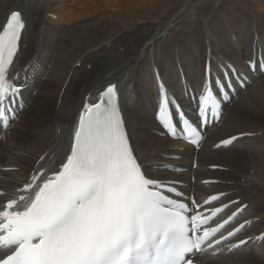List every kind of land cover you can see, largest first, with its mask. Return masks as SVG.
Masks as SVG:
<instances>
[{"label": "bare ground", "instance_id": "bare-ground-1", "mask_svg": "<svg viewBox=\"0 0 264 264\" xmlns=\"http://www.w3.org/2000/svg\"><path fill=\"white\" fill-rule=\"evenodd\" d=\"M212 1L218 6L208 15L205 0H181L184 10L167 23L176 6L171 0H0V25L14 10L26 22L16 60L22 89L16 120L0 129V145L6 140L15 160L7 157V148L0 149V188L12 192L36 158L58 146V129L66 140L85 97L115 83L126 129L148 175L179 181L178 190L199 202L225 193L214 204L247 205L228 229L245 220L251 224L230 243L264 234V0ZM209 65L213 87L227 73L233 94L227 90L220 121L204 129L196 151L168 138L155 122L156 77L190 112ZM188 115L196 122L194 111ZM241 132L253 135L215 147ZM198 261L264 264V242L249 241L232 252L224 248Z\"/></svg>", "mask_w": 264, "mask_h": 264}, {"label": "snow or ice", "instance_id": "snow-or-ice-1", "mask_svg": "<svg viewBox=\"0 0 264 264\" xmlns=\"http://www.w3.org/2000/svg\"><path fill=\"white\" fill-rule=\"evenodd\" d=\"M25 28L22 14L15 10L0 25L3 130L16 118L21 94L16 60ZM156 79V118L163 134L198 149L203 129L221 119L231 82L217 79L213 87L211 67H206L194 90L197 120L192 122L158 74ZM58 133L62 139L55 150L40 155L12 192L0 188V264H199L198 256L264 242L260 234L230 243L251 224L245 220L226 228L247 205L236 200L214 204L225 193L188 202L177 188L179 181L148 175L126 129L117 84L85 97L66 140L62 129ZM251 135L241 132L215 147L226 148ZM231 205L235 210L222 217Z\"/></svg>", "mask_w": 264, "mask_h": 264}, {"label": "rangeland", "instance_id": "rangeland-1", "mask_svg": "<svg viewBox=\"0 0 264 264\" xmlns=\"http://www.w3.org/2000/svg\"><path fill=\"white\" fill-rule=\"evenodd\" d=\"M178 1V2H177ZM185 1H187V0H185ZM206 2H204V3H202V6L203 7H205V8H207V9H210V10H208V11H210V13L208 14V15H212V12L216 9V7L218 6L217 5V3H214L212 0H205ZM171 3L173 4V5H176L175 6V8L174 9H172V11L169 13V15L167 16V23H170V22H172L173 20V18L177 15V14H180L179 12H181L182 11V8H183V10H184V5L182 4V2H181V0H171ZM178 6V7H177ZM235 10H237V11H239L237 8L235 9ZM188 21H189V19H187ZM257 24V23H256ZM255 28L257 27V26H254ZM179 29V27L177 28L176 27V29H175V31H177ZM178 32V31H177ZM262 71H264V69L262 70ZM16 120V119H15ZM13 129V128H12ZM17 130H19V128H14L13 130H12V132L11 133H17ZM5 141V143H3ZM3 142H2V145L3 146H1L0 145V149L2 148H4V150H6V148H7V146H6V144H7V142H6V140H4ZM5 145V146H4ZM7 150H8V152H7V157L8 158H10V159H13V160H15L10 154H12L11 153V149L10 148H7ZM17 159H18V154H17ZM37 159V158H36ZM195 168V166L193 165V169ZM252 171V170H251ZM192 181H193V179H192ZM191 181V182H192Z\"/></svg>", "mask_w": 264, "mask_h": 264}]
</instances>
